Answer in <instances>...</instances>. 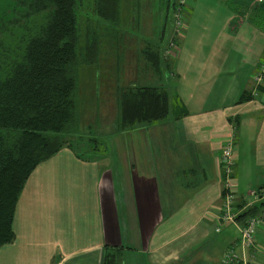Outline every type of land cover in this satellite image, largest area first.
<instances>
[{"label":"crops","instance_id":"1","mask_svg":"<svg viewBox=\"0 0 264 264\" xmlns=\"http://www.w3.org/2000/svg\"><path fill=\"white\" fill-rule=\"evenodd\" d=\"M220 1L205 11L194 0L181 57L173 66L165 60L179 79L174 120L133 127L131 143H115L113 160L66 146L41 163L0 264H102L105 246L122 248V264H224L243 220L213 217L223 205L229 140L237 204L264 188V83L254 81L264 60V6L254 13L253 0ZM250 251L248 264H264V223Z\"/></svg>","mask_w":264,"mask_h":264},{"label":"trees","instance_id":"2","mask_svg":"<svg viewBox=\"0 0 264 264\" xmlns=\"http://www.w3.org/2000/svg\"><path fill=\"white\" fill-rule=\"evenodd\" d=\"M80 3L42 0V10L50 9V15L41 34L29 40L15 60L8 57V69L2 68L6 64L0 59V249L15 240L18 201L32 173L64 147L75 149L61 134L77 125L79 68L83 62L92 63L94 56L89 54L97 44L95 38H88L86 47L80 46ZM263 6L251 9L257 13ZM121 9V0H95L97 16L107 22L119 21ZM163 41L161 36L159 43ZM144 55L156 73L165 69V58L153 45ZM119 107L117 127L131 129L165 120L171 112L170 94L163 87H125L120 90ZM263 208L264 203L256 204L239 221ZM102 264H122V248L105 246Z\"/></svg>","mask_w":264,"mask_h":264},{"label":"rangeland","instance_id":"3","mask_svg":"<svg viewBox=\"0 0 264 264\" xmlns=\"http://www.w3.org/2000/svg\"><path fill=\"white\" fill-rule=\"evenodd\" d=\"M220 1V0H212ZM194 0H121L119 21L110 23L100 19L95 12V0H81L79 5L80 46L86 47L87 39L95 38L89 57L92 63L83 62L79 68L77 101V125L70 133L61 134L79 154L87 158H115L116 142L131 143L134 130L117 127L120 117V90L125 87H163L170 94V116L165 121L174 120L173 110L179 105V79L175 71L163 69L160 74L148 65L144 51L150 45L162 53L165 60L175 64L178 60L167 54V49L181 57V41L189 30V10ZM201 9L208 7L211 0H201ZM221 3V1H220ZM223 7V4H221ZM182 8V26L176 31V8ZM257 7V6H256ZM255 8V7H254ZM208 9L205 8V11ZM254 27V26H252ZM164 41L160 44V38ZM173 44V45H171ZM21 53L2 55L0 59L7 68L10 60ZM2 69V70H4ZM8 69V68H7ZM6 69V70H7ZM3 75L0 74V77ZM147 124L136 125L135 128ZM213 217L219 219L220 210ZM217 216V219H216ZM217 230L219 227L216 228ZM220 230V229H219ZM227 253V252H226ZM225 253V254H226ZM224 262V258H223ZM224 264H227L224 262ZM232 264V263H230Z\"/></svg>","mask_w":264,"mask_h":264},{"label":"built area","instance_id":"4","mask_svg":"<svg viewBox=\"0 0 264 264\" xmlns=\"http://www.w3.org/2000/svg\"><path fill=\"white\" fill-rule=\"evenodd\" d=\"M186 0H180L179 6L185 4ZM255 6L264 4V0H253ZM182 8H176V20L178 29L183 28L182 26ZM173 45V44H171ZM167 54L178 58L176 54H172L168 49ZM256 88L264 83V60L261 62L257 74L254 76ZM235 151L236 144L229 140L225 145L222 153V159L220 162L221 173L224 176V189H223V205L220 210L219 219L221 222H230L238 224L239 218L247 212L249 209L254 207L256 204L264 203V188L253 190L251 201H248L243 206L237 204L238 193H237V182L234 175L235 165ZM216 213V212H215ZM217 219V216H216ZM220 223V221L217 219ZM264 223V210L257 215L247 217L242 221V225L239 227L241 237L236 246L232 247L224 255V262L227 264L237 262L239 264H248L250 257V250L256 246V238L260 225ZM219 231V229L217 230ZM250 255V257H249Z\"/></svg>","mask_w":264,"mask_h":264},{"label":"flooded vegetation","instance_id":"5","mask_svg":"<svg viewBox=\"0 0 264 264\" xmlns=\"http://www.w3.org/2000/svg\"><path fill=\"white\" fill-rule=\"evenodd\" d=\"M42 0H0V55L18 54L32 38L41 34L50 9Z\"/></svg>","mask_w":264,"mask_h":264}]
</instances>
